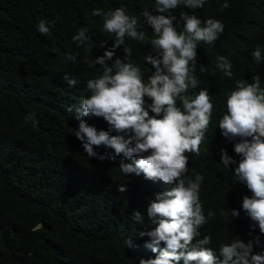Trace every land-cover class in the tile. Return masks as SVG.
<instances>
[{
  "label": "trees",
  "instance_id": "obj_1",
  "mask_svg": "<svg viewBox=\"0 0 264 264\" xmlns=\"http://www.w3.org/2000/svg\"><path fill=\"white\" fill-rule=\"evenodd\" d=\"M224 3L230 6L221 11ZM117 8L137 19V30L146 39L141 43L125 37L106 65L123 59V48L129 47L145 83L154 69L144 57L156 52L143 11L175 16L178 32L183 30L182 14L222 23L223 32L214 45L197 44L194 75L200 83L187 94L207 89L214 107L200 154L185 153V177L203 176L200 202L206 217L209 211L214 213L203 233L211 236L210 245L218 253L222 244L235 238L247 243L259 236L264 243V234L258 226L252 230L253 222L242 209L243 197L252 193L245 184L234 183L240 156L233 144L238 141L223 137L218 127L227 112V94L237 81L252 83L258 74L264 88V62L257 64L252 56L259 46L264 57V0H206L202 8L180 5L165 13L156 11V0H0V264H139L140 259L155 258L143 247L148 237L139 236L151 231L153 224L147 212H141L135 184L120 174L116 160L89 159L73 135L81 120L101 130L103 118H77L76 109L90 95L87 81L103 74L102 66L90 67L85 61L103 56L115 41L103 29L104 15L92 12L102 9L106 14ZM41 20L51 35L37 31ZM85 27L92 44L88 53L72 39ZM217 56L230 61L231 78L216 70ZM66 75L77 84L69 86L63 79ZM29 114L34 121L26 119ZM221 149L235 161L228 169L220 162ZM94 150L112 152L102 146ZM120 185L126 188L123 193L118 191ZM232 210L239 211V218L231 217ZM135 212L142 222L135 220ZM128 240L131 247L125 243Z\"/></svg>",
  "mask_w": 264,
  "mask_h": 264
},
{
  "label": "clouds",
  "instance_id": "obj_2",
  "mask_svg": "<svg viewBox=\"0 0 264 264\" xmlns=\"http://www.w3.org/2000/svg\"><path fill=\"white\" fill-rule=\"evenodd\" d=\"M205 3L206 0H156V11L165 13L180 5L197 9ZM229 6L224 3L220 10ZM92 15H104L103 29L113 34L115 41L103 56L85 61L90 67L102 66L103 74L87 81L90 95L82 100L76 112L77 118H103V123H99L98 131L81 120L73 135L89 159L116 160L120 174L127 175L125 178L135 184L141 212L146 211L153 224V229L148 225L151 231H141L139 236L148 237L143 247L155 254L154 259H140L139 264H264V251H253L254 247L264 248L259 236L247 243L235 238L230 244H222L219 253L210 245L212 238L203 233V228L214 213L209 211L206 217L200 202L203 176L197 174L187 180L185 177L188 171L185 153L200 154L214 107L207 89L194 96L187 94L200 83L194 75L197 44L214 45L223 32L222 23L212 18L202 22L194 15L182 14L183 30L178 32L173 23L175 16L143 11L142 16L153 30L155 38L150 43L156 52V56L144 57L154 69L145 83L140 66L131 60L129 47L123 48V59H115L111 67L106 65L115 49L125 44V37L145 41V33L137 30V19L127 15L124 8L106 14L102 9H94ZM37 31L51 35L44 20L38 23ZM72 39L86 53L92 51L86 27ZM252 56L257 64L264 62L259 46ZM231 68L230 61L217 56V71L231 78ZM199 69L206 70L203 65ZM63 79L69 86L77 84L67 75ZM252 81H237L235 89L227 94V112L218 127L223 137L238 141L233 144L234 152L240 156L234 183L245 184L252 193L251 197H243L242 209L253 222L252 230L258 226L264 234V88L260 75L252 77ZM145 97L151 104L146 105ZM26 119L34 121L35 117L29 114ZM101 146L112 152L100 154L94 150ZM220 162L225 169L235 163L224 149ZM118 191L123 193L126 188L120 185ZM230 215L239 218L240 213L232 210ZM133 216L142 222L139 212ZM125 243L132 246L131 240Z\"/></svg>",
  "mask_w": 264,
  "mask_h": 264
}]
</instances>
